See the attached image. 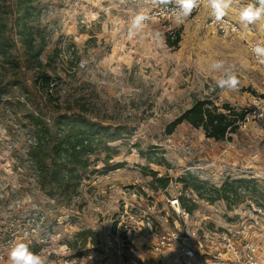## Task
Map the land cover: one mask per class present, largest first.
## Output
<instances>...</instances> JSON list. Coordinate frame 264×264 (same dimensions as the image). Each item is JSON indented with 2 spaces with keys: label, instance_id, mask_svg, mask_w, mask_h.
<instances>
[{
  "label": "rangeland",
  "instance_id": "1",
  "mask_svg": "<svg viewBox=\"0 0 264 264\" xmlns=\"http://www.w3.org/2000/svg\"><path fill=\"white\" fill-rule=\"evenodd\" d=\"M34 4L39 9L34 24L42 31L44 45L38 57L41 66L26 68L24 48L16 36L12 64L5 63L0 50V264H8L10 248L20 241L33 251L38 248L46 264H69L80 256L86 264H127L135 256L131 241L141 243L146 234L135 228L125 235L115 228L121 200L128 199L140 218L149 217L156 233L174 228L173 221L181 222L166 202L169 192L152 189L149 172L176 182L190 176L207 189L219 187L227 178H250L264 187V135L254 128L236 130L221 142L186 123L173 134H164L166 124L196 100L208 99L218 107L224 103L237 109L249 107L246 78L253 65L239 41L221 36L206 20L191 19L177 29L180 41L175 47L166 44L167 25L145 26L129 39L132 20L158 6L154 0H36ZM243 28L250 37L254 33L249 26ZM42 43L35 39L37 46ZM216 60H223L237 76L235 89L217 87L216 80L224 73L211 68ZM41 72L57 84L52 98L63 106L86 103L90 115L105 125L125 128L121 139L109 144L113 156L109 164L124 166L103 175L105 153L93 155L90 170L98 173L85 175L69 203L49 199L38 190L24 157L30 144L23 128L24 110L4 105L6 100L43 101L35 81ZM193 195L181 198L192 208L187 223L193 229L222 232L242 223L248 228L251 223L246 211L255 204L249 190H241L229 202H211L207 193ZM128 223L134 226L132 220ZM255 227L264 244V220ZM83 231L92 235L79 236Z\"/></svg>",
  "mask_w": 264,
  "mask_h": 264
},
{
  "label": "trees",
  "instance_id": "2",
  "mask_svg": "<svg viewBox=\"0 0 264 264\" xmlns=\"http://www.w3.org/2000/svg\"><path fill=\"white\" fill-rule=\"evenodd\" d=\"M36 0H0V50L5 63L12 64L10 58L12 38L16 36L24 48L26 68L41 66L38 60L42 50V31L34 24L39 16ZM41 38V45L35 44V39ZM180 41V29L174 37L167 38L168 47H175ZM9 57V58H8ZM9 61V62H8ZM15 68H19L17 64ZM36 81V92L40 94L41 102L26 101L21 104L6 100L7 109L22 108L24 110V125L30 144L26 145L24 157L33 174L38 190L47 198L57 202L69 203L78 195L80 185L86 174L98 173L91 171L93 164L91 157L104 152L102 158L104 165L101 174L120 169L124 163L110 165L112 148L109 144L121 139L125 128L105 125L102 120L90 115L87 104L69 103L64 106L53 99V91L57 84L50 76L41 72ZM18 84H12V87ZM245 109H237L227 103L220 107L208 99L196 100L190 108L186 109L164 127V134L169 136L176 128L186 123L192 128L201 129L204 136L215 142L228 139L230 134L237 130V122L243 119ZM152 178V189L165 190L169 178L158 176L157 172H149ZM179 183L186 191L207 197L211 202L223 200L226 202L236 196L241 190H249L253 195L251 201L255 206L264 210V187L250 178L225 179L219 187L206 188L205 183L196 178L181 177ZM255 195V196H254ZM186 212L192 208L181 203ZM86 238L92 235L90 231L78 234ZM38 248L34 251L37 252Z\"/></svg>",
  "mask_w": 264,
  "mask_h": 264
},
{
  "label": "built area",
  "instance_id": "3",
  "mask_svg": "<svg viewBox=\"0 0 264 264\" xmlns=\"http://www.w3.org/2000/svg\"><path fill=\"white\" fill-rule=\"evenodd\" d=\"M203 6L209 8L206 0H201L197 9L188 18L178 23L171 11L172 6L158 5L142 13L148 17L144 27L167 25V38L172 39L180 25L192 19ZM206 24L221 36L237 40L243 45L253 69L246 78L250 104L245 109L243 119L237 122V130L245 131L254 128L264 135V64L258 61L251 50L254 45L264 44V42L251 38L249 31L232 18L226 16L222 20H215L210 8ZM136 32L134 35L128 34L129 39H135ZM165 190L169 192L166 202L181 222L173 221L174 228L157 233L156 226L149 217L140 218L138 215L141 214H138L135 209L132 210L128 199L121 200V213L118 220H115V228L125 235L135 228L136 232L143 229L146 234L141 243L135 244L131 241L130 250L135 256L127 264H264V244L258 240L261 236L255 234L256 224L264 220L262 208L255 206L246 211V218L252 223H248V228L242 223V226L237 229L231 226L222 232L202 231L188 225L189 214L181 206V198L188 195L194 197L193 193L182 189V185L175 180H169ZM131 196L136 197L135 192H131ZM131 220L134 226L128 223ZM86 262L87 259L80 256L69 264H86Z\"/></svg>",
  "mask_w": 264,
  "mask_h": 264
},
{
  "label": "clouds",
  "instance_id": "4",
  "mask_svg": "<svg viewBox=\"0 0 264 264\" xmlns=\"http://www.w3.org/2000/svg\"><path fill=\"white\" fill-rule=\"evenodd\" d=\"M154 2L163 7L172 6L171 11L179 23L188 18L200 6L201 0H154ZM234 2H237V0H206L212 16L217 21L228 15ZM147 19L148 17L144 14L137 15L131 22L129 34L134 35L136 31L141 30ZM239 20L245 27L256 22L264 24V0H256L255 4L249 3L242 6L239 10ZM251 50L258 61L264 64V44H256ZM211 68L223 70V76L216 80L218 88L235 89L237 87L239 83L237 76L230 68L225 67L223 60L214 61ZM7 259L8 264H46V259L39 253L34 252L30 245L23 241L15 243L10 248Z\"/></svg>",
  "mask_w": 264,
  "mask_h": 264
},
{
  "label": "crops",
  "instance_id": "5",
  "mask_svg": "<svg viewBox=\"0 0 264 264\" xmlns=\"http://www.w3.org/2000/svg\"><path fill=\"white\" fill-rule=\"evenodd\" d=\"M242 6H244V5H241L238 0H237V2H234L233 6L231 7V9L228 12L227 17L232 18L237 23H239L242 27H245L239 20V10ZM208 10H209V8H207L206 6L201 7L197 11L195 16L191 19V21H197L199 23H202L203 21L206 20V22H207ZM249 27L254 29V33H252L251 37L264 42V24H262L261 22H256L252 25H249ZM246 56H247V54H246Z\"/></svg>",
  "mask_w": 264,
  "mask_h": 264
}]
</instances>
